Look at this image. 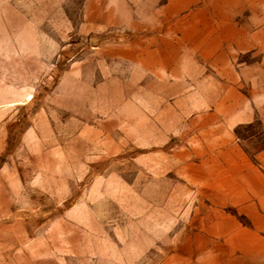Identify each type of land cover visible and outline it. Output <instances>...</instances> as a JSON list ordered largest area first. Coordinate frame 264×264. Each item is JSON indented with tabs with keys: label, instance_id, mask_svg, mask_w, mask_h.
Masks as SVG:
<instances>
[{
	"label": "rangeland",
	"instance_id": "1",
	"mask_svg": "<svg viewBox=\"0 0 264 264\" xmlns=\"http://www.w3.org/2000/svg\"><path fill=\"white\" fill-rule=\"evenodd\" d=\"M0 264H264V0H0Z\"/></svg>",
	"mask_w": 264,
	"mask_h": 264
}]
</instances>
